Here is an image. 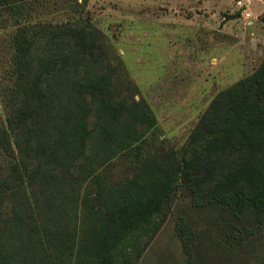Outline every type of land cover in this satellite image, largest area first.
<instances>
[{
  "label": "trees",
  "instance_id": "16d2710c",
  "mask_svg": "<svg viewBox=\"0 0 264 264\" xmlns=\"http://www.w3.org/2000/svg\"><path fill=\"white\" fill-rule=\"evenodd\" d=\"M38 1L0 0L1 20L24 21L0 114V264H132L160 229L177 184L200 207L263 222L264 59L216 96L186 147L150 161L143 145L156 117L146 102H129L131 82L116 83L122 67L102 53L103 33L84 17L31 23ZM119 156L154 167L152 182L111 181L103 169ZM44 162L96 189L97 245L88 256L74 254V210L38 197L53 178ZM238 229L233 239L245 231Z\"/></svg>",
  "mask_w": 264,
  "mask_h": 264
},
{
  "label": "rangeland",
  "instance_id": "374dc122",
  "mask_svg": "<svg viewBox=\"0 0 264 264\" xmlns=\"http://www.w3.org/2000/svg\"><path fill=\"white\" fill-rule=\"evenodd\" d=\"M31 12V23L84 17L103 33L102 53L122 67L116 83L131 82L129 102H146L156 117L143 145V159L150 161L186 147L216 96L264 59V0H39ZM23 24L0 19V114L12 85L13 40ZM67 90H60L64 104ZM44 164L53 178L38 197L74 210V254L88 256L97 245L96 189L92 181L78 185L72 174ZM154 170L122 156L103 169L111 181L140 176L146 184ZM157 220L160 229L132 264H264V219L249 212L238 221L222 208L200 207L182 184ZM238 228L245 231L233 239Z\"/></svg>",
  "mask_w": 264,
  "mask_h": 264
}]
</instances>
